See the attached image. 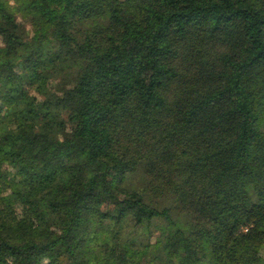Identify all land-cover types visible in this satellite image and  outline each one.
Masks as SVG:
<instances>
[{"label": "trees", "instance_id": "trees-1", "mask_svg": "<svg viewBox=\"0 0 264 264\" xmlns=\"http://www.w3.org/2000/svg\"><path fill=\"white\" fill-rule=\"evenodd\" d=\"M0 264H264V0H0Z\"/></svg>", "mask_w": 264, "mask_h": 264}]
</instances>
